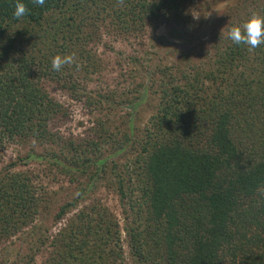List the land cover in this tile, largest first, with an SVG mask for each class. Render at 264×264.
I'll list each match as a JSON object with an SVG mask.
<instances>
[{"label":"trees","instance_id":"trees-1","mask_svg":"<svg viewBox=\"0 0 264 264\" xmlns=\"http://www.w3.org/2000/svg\"><path fill=\"white\" fill-rule=\"evenodd\" d=\"M21 2L29 11L17 18V0H0V149L30 148L0 168V244L27 233L34 253L12 264H36L44 247L51 251L42 264H122L118 218L100 203L79 207L103 184L128 215L123 229L139 264H264V46L227 39L233 25L264 15V0H237L217 18L209 45L186 50L161 37L156 58L142 65L130 57V73L141 78L133 89L96 95L86 83L101 66L94 43L102 28L142 35L161 17L186 26L190 0ZM186 31L174 27L172 38ZM73 54L53 69V58ZM44 79L105 112L91 134L58 129L68 112ZM146 107L154 112L143 127ZM31 160L75 184L52 235L38 223L49 194L17 169Z\"/></svg>","mask_w":264,"mask_h":264},{"label":"rangeland","instance_id":"rangeland-1","mask_svg":"<svg viewBox=\"0 0 264 264\" xmlns=\"http://www.w3.org/2000/svg\"><path fill=\"white\" fill-rule=\"evenodd\" d=\"M235 3H238L237 0H190L189 19L186 26H181L176 21L161 17L148 23L142 35L138 32H118L117 27L114 25H109L107 30L103 27L100 38L94 43L101 59V66L98 73L91 75L87 80V91L92 95H96L97 91L108 93L112 89H117L121 93L133 89L141 78H135L130 73L133 65L130 57L136 56L143 61L142 65L146 64V58L154 57V51L163 46L161 37L167 38V41H176V47L183 45L186 50L187 47H200L199 45L204 42L209 45L212 28L217 22V18L220 15H227L226 11L231 9V6H234ZM192 13L193 15H201L200 19L194 20ZM174 27L187 31L179 34L177 38H172ZM164 48L166 47L163 46ZM153 59L151 62L155 61ZM44 84L49 93L61 102L68 112V116L64 115L61 118L62 121L59 122L58 129L64 135L74 134L75 137L85 138L91 134L89 130L94 128L99 116L105 112H99L95 104H88L87 100L74 99L68 90L56 81L44 79ZM121 95L117 94L116 99L125 98V95ZM153 112V107H146L141 112L139 118L141 126L144 127L148 124ZM48 145L44 144L38 147V151L44 152L48 149ZM29 148L30 146H24L17 142L5 144L0 149V168L11 161L18 160L20 156L26 155ZM17 169L31 172L36 184L41 188V192L47 191L46 193L49 194L47 197H50V208L38 218V223L44 227H49L48 234H55L64 225L65 220L60 223L55 222L54 214L60 204L73 197L75 184L70 182L65 175L56 170H51L48 163L44 161L31 160L26 165L18 166ZM90 203H100L108 207L118 218L122 228V264H139L134 260L130 251L129 242L131 238L123 229L128 215L123 211L117 192L106 184L100 185L79 207L82 208L85 204ZM27 236V233H19L4 244H0V264H12L15 259L20 262L24 260L26 255L34 253V250H31V244L27 242ZM50 251L44 247L41 252H38L36 264H42L50 255Z\"/></svg>","mask_w":264,"mask_h":264},{"label":"clouds","instance_id":"clouds-1","mask_svg":"<svg viewBox=\"0 0 264 264\" xmlns=\"http://www.w3.org/2000/svg\"><path fill=\"white\" fill-rule=\"evenodd\" d=\"M38 5H44L45 0H33ZM26 5L17 0L14 10V16L21 18L28 13ZM201 15H193L194 20H199ZM229 39L234 45L248 46L250 49H255L264 46V15L252 14L242 23L235 24L229 28L227 33ZM75 60V55L56 56L52 60V67L55 71H61L65 65L72 64Z\"/></svg>","mask_w":264,"mask_h":264}]
</instances>
